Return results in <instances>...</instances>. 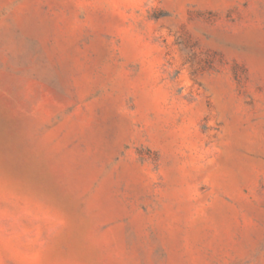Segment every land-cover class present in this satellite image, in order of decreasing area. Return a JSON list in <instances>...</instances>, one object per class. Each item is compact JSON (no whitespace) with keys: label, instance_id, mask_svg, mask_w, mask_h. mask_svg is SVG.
Segmentation results:
<instances>
[{"label":"rangeland","instance_id":"374dc122","mask_svg":"<svg viewBox=\"0 0 264 264\" xmlns=\"http://www.w3.org/2000/svg\"><path fill=\"white\" fill-rule=\"evenodd\" d=\"M0 264H264V0H0Z\"/></svg>","mask_w":264,"mask_h":264}]
</instances>
